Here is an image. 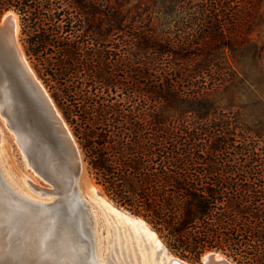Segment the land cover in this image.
Instances as JSON below:
<instances>
[{"label":"trees","instance_id":"obj_1","mask_svg":"<svg viewBox=\"0 0 264 264\" xmlns=\"http://www.w3.org/2000/svg\"><path fill=\"white\" fill-rule=\"evenodd\" d=\"M128 3L0 0V13L19 15L26 52L62 86L109 194L186 259L264 264V126L235 110L264 0Z\"/></svg>","mask_w":264,"mask_h":264},{"label":"water","instance_id":"obj_2","mask_svg":"<svg viewBox=\"0 0 264 264\" xmlns=\"http://www.w3.org/2000/svg\"><path fill=\"white\" fill-rule=\"evenodd\" d=\"M1 22L7 24L8 37L5 45H0V74L10 96L12 122L28 137L24 154L32 159L39 173L51 181L58 192L56 198L59 199V205L48 203L49 210L43 214L49 217V224L53 223L46 238V250L57 257L68 255L74 264H99L95 258L96 245L87 202L77 195L75 180L82 168L78 146L70 130L64 125L63 118L57 119L53 115L52 106L43 98L42 91H35L13 65L20 63L16 56L8 53V46L15 47L14 21L8 15ZM2 180L0 169V232L5 236L10 234L13 242L16 237L10 233L7 217L12 215L13 219L21 218L26 221L7 202L9 191L2 185ZM63 192L64 196L60 197ZM23 202L27 203L25 205L29 214H36L31 221L40 220L37 217L39 205L27 200ZM41 221V224L45 223ZM15 242L10 253L0 256V264H53L48 258L32 252V249L16 246ZM216 253L219 252L210 251L206 256V264H234L226 255L216 258ZM109 261L108 264H113L111 259ZM183 261L181 258L171 259L174 264H184Z\"/></svg>","mask_w":264,"mask_h":264},{"label":"rangeland","instance_id":"obj_3","mask_svg":"<svg viewBox=\"0 0 264 264\" xmlns=\"http://www.w3.org/2000/svg\"><path fill=\"white\" fill-rule=\"evenodd\" d=\"M136 1L137 0H129L128 4ZM9 10L12 9H7L0 13V22L3 15ZM163 21L164 19L162 21H158L157 24H163ZM169 21L172 25L173 21ZM250 36L257 42V46H260V49L257 54H253V51H250L244 58L245 63L243 64L246 67L245 77L247 79V88L240 93V98L237 101L239 107L235 110L238 112L239 119L242 120V122L248 125L264 126V27L262 31L260 27H254ZM24 37L25 36L21 34L19 29L18 41L24 52L25 58L32 68L35 77L40 81L50 96L54 106L58 112H60L61 117L66 123L78 146L83 164L82 167L84 166L85 168L83 173L80 172L78 175V185L81 187L82 193L88 199V201L87 199L86 201L91 215V227L97 249L96 255L100 263L108 264L110 263L109 259H111L113 264H165L164 261L159 262V251L154 255L152 250H150L148 243H146L143 239H140L137 231H135L132 226L130 228V224L123 221L118 214L113 213L102 206V202H99L96 199L97 196L95 197L94 195H91L92 193H90L88 188L92 183L99 187L102 192L101 195L104 196V199H106L107 202H110L109 205L112 209L117 208L130 216L135 215L137 217H141L151 230L156 233L161 243L166 247L167 251L171 255L179 257L190 264H205L202 260V256L205 253L210 252L209 250L203 252L198 258L186 259L182 257L169 245L168 239L164 236L165 231H159L148 218L141 214V212L135 211L129 205L114 198L106 191L104 186L98 182L95 173L88 164V157H86L85 150L82 148L79 143V139L76 137L75 130L73 128L74 126L70 123L72 113L68 109L73 110L74 106L62 102V99L60 98L63 97L60 90L62 86L56 83L54 78L48 74L50 69L46 68V64L39 63V61H37L32 55L26 52ZM0 45H5V40L1 37V35ZM1 81L2 79L0 74V83ZM1 106H3V103ZM5 120L6 115L0 110V150H2L1 152L4 158V164L10 169V181H12L18 189L28 192L36 199H54L56 197V192L52 191L53 185L51 181L47 180L41 173H39L40 171L37 165L33 163L29 156L26 154V156H24V151L21 149L16 140V133L11 129ZM87 194H89V196ZM134 238H136V241ZM121 246H123V249ZM129 251L130 253H128ZM124 252L128 254L125 255ZM230 260L232 259L230 258Z\"/></svg>","mask_w":264,"mask_h":264},{"label":"bare ground","instance_id":"obj_4","mask_svg":"<svg viewBox=\"0 0 264 264\" xmlns=\"http://www.w3.org/2000/svg\"><path fill=\"white\" fill-rule=\"evenodd\" d=\"M8 15H10L11 19L14 21V27H15V31H14L15 47L8 46V53L10 55L13 54V56H16L20 61V63H13V65L16 67V69L17 68L19 69L22 76L26 79L25 81L28 84H30L31 87H33L35 89V91H38V92H40V90L42 91L41 94H42L43 98L52 106L53 115L55 116V118H57V119L61 118L60 112H58V110L54 106V104H53L50 96L48 95L47 91L45 90V88L42 86L40 81L35 77V74H34L32 68L30 67L27 59L25 58L24 52H23L21 45L18 41L20 24H19V17L17 15V13L13 10L7 11L3 15V17L1 18V21H3L5 19V17ZM1 23L2 22H0V35L5 40V42H7V37H8L7 36V30H6L7 24H5V23L1 24ZM0 101H1L0 102L1 105L3 103V106L0 105V110L2 113H4L6 115L5 121L11 127V129L16 133V140H17L18 144L20 145L21 149L25 152L26 151L25 148L28 144V137L26 136V134H24L22 131H20L15 126V124H13L14 122H12V119H11V115H12V113H11V100H10L8 90L4 86L3 81H1V83H0ZM12 117H13V115H12ZM62 121H63L64 125L67 127V125L63 119H62ZM68 131H69V129H68ZM1 151L2 150H0V166H1L0 169H1L2 175H3L2 185L9 191V193H7V195L9 196V200L7 199V202L10 203L12 208L21 217H23L26 222L21 220V218L13 219L12 215H9L7 217V223H8L9 228H10V233L13 236H15L16 238L13 239V242H12V239L10 238V234L5 236V235H2L0 232V256L4 255L6 253L7 254L10 253L13 249V243L16 241L15 242L16 246L18 245L19 247H22L25 249H28V248L30 250L32 249V252H34L38 256L40 255L41 257L48 258L53 264H74L73 259L71 257H69L68 255L57 257V256H54L53 254H51L50 251L46 250V248H47L46 238H47L48 232L52 230L53 223H52V225L49 224L47 222L49 217H45V216H43V214L45 213V211L48 212V210H49L47 208L48 203H50V204L53 203L54 206H57V205H59V202H58L59 199L56 197L54 199H49V200L48 199L42 200V199H38V198L36 199V198H34V196L29 194L28 192H25L24 190L18 189L17 186L14 185L12 181H10V178H9L10 177V175H9L10 169H9V167H7L4 164L5 162H4V158L2 156ZM24 156H26V155L24 154ZM27 165H29V164H27ZM84 169L85 168L83 166L81 168L82 173H83ZM82 176L84 177L83 174H82ZM75 183L78 187L77 195L83 201L87 202L88 199L82 193L81 187L78 185V178H76ZM88 190L90 191V193H92L91 195H94L95 197L97 196L96 199L99 202H102V206L107 208L109 211L118 214L119 217L123 221H125L127 224H130L129 225L130 228L132 226L135 229V231H137L140 239H143L146 243H148L149 248H150V250H152L154 255H155V253H157L159 251V253H160V255H159L160 261L159 262L164 261L165 264H174L173 262H171V259L179 260L178 257L171 255L167 251L166 247L161 243V241L157 237L156 233L153 230H151V228L145 223V221L141 217H137L135 215L130 216V215L126 214L125 212H123L117 208L112 209V207L109 205L110 202H107V200L104 199V196L101 195L102 192L100 191L99 187L96 184L92 183L91 186H89ZM52 191L56 192V196H58V192L56 191V187H53ZM64 194L65 193L63 192V194H61L60 197L64 196ZM87 195L89 196V194H87ZM95 197H93V198H95ZM19 198H21V201L19 200ZM86 199H87V201H86ZM23 200H27V201H30L32 203L39 205V211H38L39 215L37 217L40 220H42L41 222H45V223H43L45 225L41 224L40 220L31 221L36 217L35 216L36 214H29L27 212V205H25L27 203H24ZM70 205H72V207H75V204L72 202H70ZM134 239L136 241V238H134ZM122 247L123 246H121V248ZM128 250H130V249H128ZM96 251H97V249H96ZM124 253L126 255V254L130 253V251L128 253H126V252H124ZM209 253L210 252H207L202 256V260L205 262V264H206V256ZM222 256L223 255L221 253H216V258H220ZM127 257H128V255H127ZM95 258L98 261V263L101 264L100 261L98 260L96 253H95ZM183 262H184V264H190L189 262H187L185 260ZM160 264H162V263H160Z\"/></svg>","mask_w":264,"mask_h":264}]
</instances>
